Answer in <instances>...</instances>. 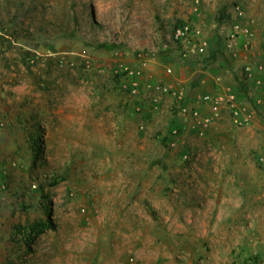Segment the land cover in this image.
<instances>
[{
  "label": "rangeland",
  "instance_id": "obj_1",
  "mask_svg": "<svg viewBox=\"0 0 264 264\" xmlns=\"http://www.w3.org/2000/svg\"><path fill=\"white\" fill-rule=\"evenodd\" d=\"M259 61L264 0H0V264H264Z\"/></svg>",
  "mask_w": 264,
  "mask_h": 264
},
{
  "label": "built area",
  "instance_id": "obj_2",
  "mask_svg": "<svg viewBox=\"0 0 264 264\" xmlns=\"http://www.w3.org/2000/svg\"><path fill=\"white\" fill-rule=\"evenodd\" d=\"M244 31L245 30H243V32ZM172 40L176 47L182 52H185L186 54H203L209 48V41L203 36H201V31L190 23L179 24L174 29ZM244 70L246 77L250 80L258 78L259 75L264 76V62L259 61L256 63H249L245 66ZM260 82L261 80L258 79L257 83ZM222 99L223 98L217 94H206L204 96V101L210 103V110L214 115H212L211 117H207L201 125L202 127L205 128V126H208L209 123L212 121V118H214L215 115L219 114V112L221 111ZM199 114V110H196V117L199 116ZM200 123H202L201 120L198 121V124ZM202 127H200L201 134L204 133V129ZM259 160L261 162H264V156H259Z\"/></svg>",
  "mask_w": 264,
  "mask_h": 264
},
{
  "label": "trees",
  "instance_id": "obj_3",
  "mask_svg": "<svg viewBox=\"0 0 264 264\" xmlns=\"http://www.w3.org/2000/svg\"><path fill=\"white\" fill-rule=\"evenodd\" d=\"M45 226H46L45 224H41L40 226H37V228H38L39 230H41V229L43 230Z\"/></svg>",
  "mask_w": 264,
  "mask_h": 264
}]
</instances>
